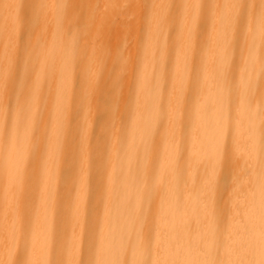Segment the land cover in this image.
Listing matches in <instances>:
<instances>
[{
  "label": "bare ground",
  "instance_id": "1",
  "mask_svg": "<svg viewBox=\"0 0 264 264\" xmlns=\"http://www.w3.org/2000/svg\"><path fill=\"white\" fill-rule=\"evenodd\" d=\"M0 264H264V0H0Z\"/></svg>",
  "mask_w": 264,
  "mask_h": 264
},
{
  "label": "rangeland",
  "instance_id": "2",
  "mask_svg": "<svg viewBox=\"0 0 264 264\" xmlns=\"http://www.w3.org/2000/svg\"><path fill=\"white\" fill-rule=\"evenodd\" d=\"M19 71H20V69H19Z\"/></svg>",
  "mask_w": 264,
  "mask_h": 264
}]
</instances>
